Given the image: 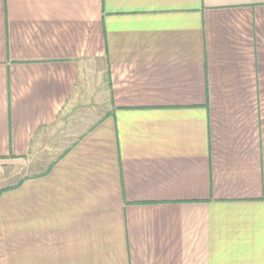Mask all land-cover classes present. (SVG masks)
<instances>
[{
	"label": "crops",
	"instance_id": "crops-1",
	"mask_svg": "<svg viewBox=\"0 0 264 264\" xmlns=\"http://www.w3.org/2000/svg\"><path fill=\"white\" fill-rule=\"evenodd\" d=\"M0 264H264V0H0Z\"/></svg>",
	"mask_w": 264,
	"mask_h": 264
}]
</instances>
